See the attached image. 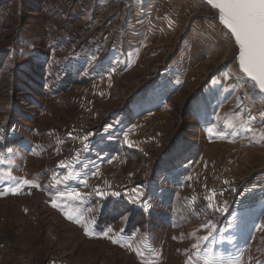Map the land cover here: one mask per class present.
Returning a JSON list of instances; mask_svg holds the SVG:
<instances>
[{"label":"rangeland","instance_id":"obj_1","mask_svg":"<svg viewBox=\"0 0 264 264\" xmlns=\"http://www.w3.org/2000/svg\"><path fill=\"white\" fill-rule=\"evenodd\" d=\"M238 55L204 0H0V264H264Z\"/></svg>","mask_w":264,"mask_h":264},{"label":"snow or ice","instance_id":"obj_2","mask_svg":"<svg viewBox=\"0 0 264 264\" xmlns=\"http://www.w3.org/2000/svg\"><path fill=\"white\" fill-rule=\"evenodd\" d=\"M207 3L219 10L220 22L235 37L240 68L264 91V0H207Z\"/></svg>","mask_w":264,"mask_h":264},{"label":"trees","instance_id":"obj_3","mask_svg":"<svg viewBox=\"0 0 264 264\" xmlns=\"http://www.w3.org/2000/svg\"><path fill=\"white\" fill-rule=\"evenodd\" d=\"M172 149V148H171ZM174 149H175V147H174ZM176 150V149H175ZM174 153V152H173ZM141 212H143V211H141V210H139V209H137V210H135L134 211V213H133V215L131 216V218H130V220H129V223H128V225H127V227H126V231L127 232H130L131 230H133L134 228H133V226H132V224L130 223L131 222V220L132 219H134L139 213H141Z\"/></svg>","mask_w":264,"mask_h":264},{"label":"water","instance_id":"obj_4","mask_svg":"<svg viewBox=\"0 0 264 264\" xmlns=\"http://www.w3.org/2000/svg\"><path fill=\"white\" fill-rule=\"evenodd\" d=\"M205 2H207V0H204ZM224 25V24H223ZM225 26V25H224ZM225 28L230 32V30L225 26ZM234 37V36H233ZM234 39H235V37H234ZM238 62H239V55H238ZM241 69V68H240ZM241 71L243 72V70L241 69ZM244 73V72H243ZM245 74V73H244ZM249 79H251L252 80V78L251 77H249L247 74H245ZM254 81V80H253ZM255 82V81H254ZM256 83V82H255ZM257 84V83H256ZM257 86H258V84H257ZM258 88H260L259 86H258ZM261 90V89H260ZM262 91V90H261ZM263 93H264V91H262Z\"/></svg>","mask_w":264,"mask_h":264},{"label":"bare ground","instance_id":"obj_5","mask_svg":"<svg viewBox=\"0 0 264 264\" xmlns=\"http://www.w3.org/2000/svg\"><path fill=\"white\" fill-rule=\"evenodd\" d=\"M146 116V115H145Z\"/></svg>","mask_w":264,"mask_h":264}]
</instances>
